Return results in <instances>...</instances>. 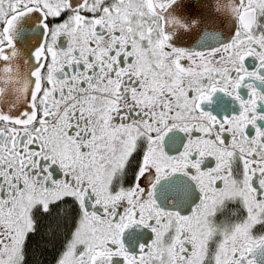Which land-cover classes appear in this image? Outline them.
<instances>
[{
    "label": "snow or ice",
    "instance_id": "6c2138e0",
    "mask_svg": "<svg viewBox=\"0 0 264 264\" xmlns=\"http://www.w3.org/2000/svg\"><path fill=\"white\" fill-rule=\"evenodd\" d=\"M0 264H264V0H0Z\"/></svg>",
    "mask_w": 264,
    "mask_h": 264
},
{
    "label": "flooded vegetation",
    "instance_id": "af4514ba",
    "mask_svg": "<svg viewBox=\"0 0 264 264\" xmlns=\"http://www.w3.org/2000/svg\"><path fill=\"white\" fill-rule=\"evenodd\" d=\"M225 211L230 213L231 212V209H226Z\"/></svg>",
    "mask_w": 264,
    "mask_h": 264
}]
</instances>
